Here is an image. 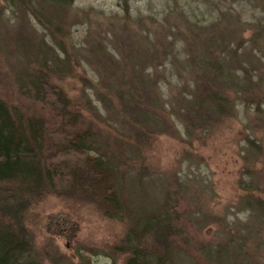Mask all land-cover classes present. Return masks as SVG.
<instances>
[{
  "label": "rangeland",
  "instance_id": "obj_1",
  "mask_svg": "<svg viewBox=\"0 0 264 264\" xmlns=\"http://www.w3.org/2000/svg\"><path fill=\"white\" fill-rule=\"evenodd\" d=\"M11 3L0 0V100L29 156L38 164L53 157L59 128L92 132L119 166L116 182L132 209L116 216L96 195L58 192L39 167L0 180V229L18 238L15 264H127L139 239L159 256L171 248V264H264V227L237 182L249 137L264 199V115L255 110L264 112V99H244L238 83L244 70L264 73V0ZM227 45L238 65L213 68L210 79L235 114L195 130L182 107L206 103L210 92L192 96L188 76L196 60L222 56ZM36 78L60 88V108ZM145 218L181 234L173 231L170 244L154 232L127 241Z\"/></svg>",
  "mask_w": 264,
  "mask_h": 264
},
{
  "label": "trees",
  "instance_id": "obj_2",
  "mask_svg": "<svg viewBox=\"0 0 264 264\" xmlns=\"http://www.w3.org/2000/svg\"><path fill=\"white\" fill-rule=\"evenodd\" d=\"M9 2L19 4L21 1L25 5H29L32 0H7ZM54 7L58 8L63 5H68L73 0H46ZM260 42V41H259ZM264 49V48H263ZM218 51L226 52L222 56H214L213 52L196 60L198 65L196 70L189 74V84L192 96L200 95V90L207 91L209 89L210 94L206 103H200L195 101L193 104H185L182 107V111L188 116V121L193 123L195 130H200L206 127V124L217 119L219 117L227 118L235 114L234 109H230L227 112V105L232 104L233 100L227 95L226 98L217 93L219 88L212 85L211 76L214 75V69L219 71L225 70L227 66H237L238 62L232 57L230 46L227 45L224 49L223 46ZM190 59V56L187 59ZM200 67V68H199ZM198 68L200 71H198ZM247 73L244 70L243 77L238 79L239 85L242 87L243 92L247 93L244 99H247L250 95H253L254 101L264 99V73H259L255 78V69ZM251 72H254L253 74ZM222 75V74H221ZM37 89L42 97L47 102L51 103L56 109L62 106V92L60 88L46 82L43 79L36 78ZM225 83L221 81V87H224ZM224 88H221V91ZM241 95H243L241 93ZM215 96L217 98H215ZM240 97V96H239ZM215 101L224 100V102L214 103ZM225 99H227L228 103ZM253 101V102H254ZM264 103V102H262ZM206 105V106H205ZM211 107L210 111L207 108ZM258 111L257 116L264 115V112L260 111V108L255 109ZM153 116V120L156 116ZM181 120H184L180 116ZM219 120V119H218ZM156 123V120H155ZM264 125V124H263ZM189 136H196L195 132L189 129V126L185 131ZM54 141L56 145V152L46 163H37L29 156L30 151L25 144L24 138H22L21 132L16 126L15 119L11 114L7 104L0 100V180H9L20 178L22 173L29 175V172H34L36 168H41L44 171V175L47 181L61 193H72L85 195L89 198L91 195H96L104 212L110 214L127 215L132 209L123 198V189L117 185L115 176L118 175L119 166L115 165L112 156H108V147L95 138V134L90 131L81 130H68L65 127L59 128L54 134ZM264 139V135L262 140ZM246 145L244 147L245 163H243V176L239 178L238 186L245 195L241 196V202L245 203L246 208L252 209L256 213L258 223H262L264 227V199L258 194L259 188V176L257 172L251 166V161L256 159L258 153L256 151L255 142L249 137L246 138ZM260 149V146H259ZM32 159V160H31ZM202 164L204 159L199 157ZM43 164V165H42ZM244 174L249 177V180L244 178ZM256 174V177H255ZM77 188V189H74ZM73 190V191H72ZM95 199V201H96ZM97 200V201H98ZM165 222L161 220H141L136 227L130 229L126 240L129 241V235L131 238L133 235H138L139 232L147 233L154 232L157 236L163 235L167 244H170L168 239L173 231L181 232V229L172 228L171 232L167 230ZM260 228V227H259ZM262 228V227H261ZM181 234V233H180ZM235 234V233H234ZM236 235V234H235ZM245 238V236L240 239ZM18 238L14 237L9 229H0V264H15L16 258L13 257L16 254V246ZM232 241L227 243L229 247L232 246ZM17 242V243H16ZM130 242V241H129ZM173 242H171L172 244ZM146 243L141 242L139 239L133 249L130 250V256H128L127 264H171L173 251L168 248L165 255L159 256L157 251L149 250L145 248Z\"/></svg>",
  "mask_w": 264,
  "mask_h": 264
},
{
  "label": "bare ground",
  "instance_id": "obj_3",
  "mask_svg": "<svg viewBox=\"0 0 264 264\" xmlns=\"http://www.w3.org/2000/svg\"><path fill=\"white\" fill-rule=\"evenodd\" d=\"M136 244H138V243H136Z\"/></svg>",
  "mask_w": 264,
  "mask_h": 264
}]
</instances>
